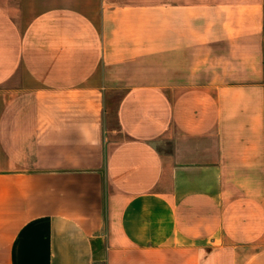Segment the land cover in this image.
Here are the masks:
<instances>
[{"label": "crops", "instance_id": "0c3cea01", "mask_svg": "<svg viewBox=\"0 0 264 264\" xmlns=\"http://www.w3.org/2000/svg\"><path fill=\"white\" fill-rule=\"evenodd\" d=\"M0 264H264V0H0Z\"/></svg>", "mask_w": 264, "mask_h": 264}]
</instances>
